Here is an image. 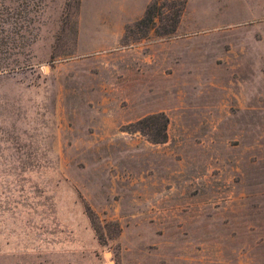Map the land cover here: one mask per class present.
<instances>
[{"label":"rangeland","instance_id":"obj_1","mask_svg":"<svg viewBox=\"0 0 264 264\" xmlns=\"http://www.w3.org/2000/svg\"><path fill=\"white\" fill-rule=\"evenodd\" d=\"M67 1L0 0V264H264V0Z\"/></svg>","mask_w":264,"mask_h":264},{"label":"trees","instance_id":"obj_2","mask_svg":"<svg viewBox=\"0 0 264 264\" xmlns=\"http://www.w3.org/2000/svg\"><path fill=\"white\" fill-rule=\"evenodd\" d=\"M70 0L67 1L66 6L69 5ZM73 5L78 6L79 0H72ZM33 2L26 1L21 5V11L23 13V17H16L13 19V24L17 27V29L29 27L34 23L33 16H28L34 11L38 6L33 5ZM155 7V4L148 7L144 13L143 18L139 21V24L145 25V27L152 23V11ZM34 8V9H33ZM33 9V10H32ZM21 21V22H20ZM168 28H163L164 33H169L177 22V18L173 17L168 20ZM21 23V24H20ZM25 24V26L23 25ZM167 119L163 114H155L147 116L136 123L137 130L142 132L146 137L153 143H162L166 139L165 128H166Z\"/></svg>","mask_w":264,"mask_h":264}]
</instances>
